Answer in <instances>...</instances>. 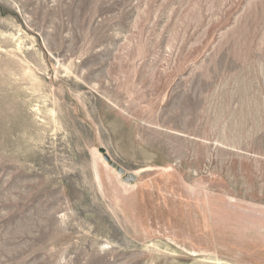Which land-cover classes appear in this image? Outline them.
<instances>
[{
    "label": "rangeland",
    "instance_id": "1",
    "mask_svg": "<svg viewBox=\"0 0 264 264\" xmlns=\"http://www.w3.org/2000/svg\"><path fill=\"white\" fill-rule=\"evenodd\" d=\"M0 264H264V0H0Z\"/></svg>",
    "mask_w": 264,
    "mask_h": 264
},
{
    "label": "water",
    "instance_id": "2",
    "mask_svg": "<svg viewBox=\"0 0 264 264\" xmlns=\"http://www.w3.org/2000/svg\"><path fill=\"white\" fill-rule=\"evenodd\" d=\"M101 152H104V154H103V158H104V160L105 161H109V157L107 156V154L105 153V151H103L102 149H101ZM113 164V162H110V165H112Z\"/></svg>",
    "mask_w": 264,
    "mask_h": 264
}]
</instances>
